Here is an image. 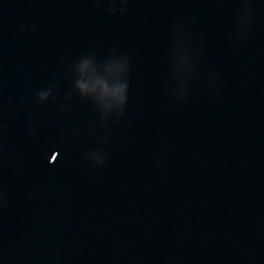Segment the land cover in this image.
<instances>
[{
	"label": "water",
	"instance_id": "obj_1",
	"mask_svg": "<svg viewBox=\"0 0 264 264\" xmlns=\"http://www.w3.org/2000/svg\"><path fill=\"white\" fill-rule=\"evenodd\" d=\"M0 264H264V0H0Z\"/></svg>",
	"mask_w": 264,
	"mask_h": 264
}]
</instances>
